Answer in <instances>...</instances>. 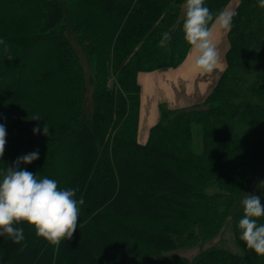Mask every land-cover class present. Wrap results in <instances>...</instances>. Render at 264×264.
Segmentation results:
<instances>
[{"label":"trees","instance_id":"trees-1","mask_svg":"<svg viewBox=\"0 0 264 264\" xmlns=\"http://www.w3.org/2000/svg\"><path fill=\"white\" fill-rule=\"evenodd\" d=\"M228 1L205 6L215 14ZM184 3L0 0V40L13 56L7 60L0 44L7 133L0 171L38 151L21 168L77 189L75 199L84 200L71 240L57 249L21 222L25 241L0 237V264H264L238 227L243 198L254 194L264 205L259 0H240L234 9L227 65L206 100L162 106L147 141L138 140L137 75L187 56ZM166 31L168 46L160 47ZM254 219L264 225V217ZM225 226L236 247L213 242Z\"/></svg>","mask_w":264,"mask_h":264},{"label":"clouds","instance_id":"clouds-1","mask_svg":"<svg viewBox=\"0 0 264 264\" xmlns=\"http://www.w3.org/2000/svg\"><path fill=\"white\" fill-rule=\"evenodd\" d=\"M264 8V0H259ZM185 19L183 22L184 39L190 45V59L194 71L210 74L220 69L221 56L215 40L217 32H228L233 25L235 11L222 10L213 13L205 6V0H185ZM170 32H163L160 47H167ZM4 53L11 61L8 46L3 40ZM39 120L40 117H33ZM34 133H39L37 126ZM43 134L49 135L45 124ZM6 128L0 124V158L5 154ZM39 159V152H31L18 157L6 169L0 171V237L10 238L13 243L25 241L24 230L16 227L21 222L34 226L36 235L44 238L58 249L62 240L73 238L80 216V205L84 200L75 199L77 189H60L54 179L37 178L36 174L22 169L21 164H31ZM261 184H264L262 182ZM244 216L239 220V239L258 256H264V225L254 218L264 217V205L260 196L249 194L241 201ZM27 244H23V248Z\"/></svg>","mask_w":264,"mask_h":264},{"label":"crops","instance_id":"crops-1","mask_svg":"<svg viewBox=\"0 0 264 264\" xmlns=\"http://www.w3.org/2000/svg\"><path fill=\"white\" fill-rule=\"evenodd\" d=\"M227 35V32L216 34L215 40L220 52L221 64L220 69L210 74H200L193 70L190 49L178 66L139 72L137 80L141 87L138 129L140 142L147 141L151 128L160 119L162 106L183 108L206 100L227 65L229 45L226 46L224 41Z\"/></svg>","mask_w":264,"mask_h":264},{"label":"rangeland","instance_id":"rangeland-1","mask_svg":"<svg viewBox=\"0 0 264 264\" xmlns=\"http://www.w3.org/2000/svg\"><path fill=\"white\" fill-rule=\"evenodd\" d=\"M240 0H229L228 3L226 4L225 8H227L229 11H234V9L239 5ZM185 4V3H184ZM184 4L182 6V12H184ZM235 5V6H234ZM234 6V7H233ZM227 39H225V45L226 46H230V35H229V31L227 32ZM218 239H221L220 241H217ZM226 241L230 246L232 247H236V242L235 239L232 237V235L230 234V228L228 226H225L224 230L222 231V233L216 237L213 242L214 243H218L219 245H222V241ZM208 245V243L206 244ZM193 251H185V254H191Z\"/></svg>","mask_w":264,"mask_h":264},{"label":"bare ground","instance_id":"bare-ground-1","mask_svg":"<svg viewBox=\"0 0 264 264\" xmlns=\"http://www.w3.org/2000/svg\"><path fill=\"white\" fill-rule=\"evenodd\" d=\"M139 74V73H138ZM137 78H138V75H137ZM140 105H141V98H140Z\"/></svg>","mask_w":264,"mask_h":264}]
</instances>
